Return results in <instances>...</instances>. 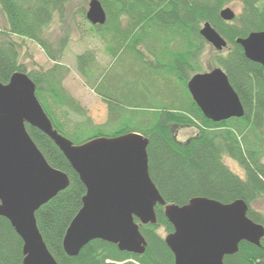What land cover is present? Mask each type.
Returning a JSON list of instances; mask_svg holds the SVG:
<instances>
[{"label": "trees", "instance_id": "trees-1", "mask_svg": "<svg viewBox=\"0 0 264 264\" xmlns=\"http://www.w3.org/2000/svg\"><path fill=\"white\" fill-rule=\"evenodd\" d=\"M100 1L107 13L104 25H92L83 10L90 32L104 40L113 64L126 56L130 65L139 66L152 78L151 85L142 83L144 89L133 81L129 88L119 85L114 92L105 88L110 70L99 71L93 51L77 56L78 71L108 104V123L94 124L64 86L69 69L62 58L70 36L65 34L57 42L48 36L55 20H64L71 0H0L7 20V28L0 30V81L8 83L17 71L28 74L55 128L75 144L134 131L148 137L150 176L167 204L183 206L197 196L223 203L242 199L249 206L248 216L264 226V214L253 207L264 201V66L248 59L236 41L264 31V0ZM233 3H240L242 11L233 21H225L220 11ZM206 22L228 41L226 51L216 54L215 63L226 72L244 105L242 118L211 121L187 88L191 77L202 71L200 58L208 42L200 30ZM13 35L37 42L53 65L28 69L20 62L19 44ZM160 76L171 93L161 104L147 103L162 91L156 84ZM73 114L79 116L75 123L68 120ZM178 126L197 127L199 135L181 143L174 135ZM27 129L49 163L70 178L69 187L36 212L38 227L58 264H174L172 251L158 233L160 226L168 233L174 231L161 205L156 206L158 223L140 227L147 241L144 254L122 252L117 245L96 239L77 256H69L63 239L82 207L86 187L47 134L28 124ZM226 158L235 160L244 174L231 169ZM22 246L10 221L0 216V264H22ZM225 263L264 264V238L260 246L242 241L239 251L226 256Z\"/></svg>", "mask_w": 264, "mask_h": 264}, {"label": "water", "instance_id": "water-1", "mask_svg": "<svg viewBox=\"0 0 264 264\" xmlns=\"http://www.w3.org/2000/svg\"><path fill=\"white\" fill-rule=\"evenodd\" d=\"M220 16L230 22L236 13L228 6ZM86 18L92 25L106 23L100 0L89 1ZM200 34L217 51L228 48V41L211 23H204ZM236 41L248 59L264 66V31ZM187 88L213 122L245 115L221 67L194 74ZM27 124L55 142L86 187L82 207L63 239L69 256H77L96 239L115 244L122 252L144 254L147 241L140 227L158 223L157 205L164 207L174 227L165 237L174 264H226L225 257L237 253L242 241L261 245L264 226L248 216L244 200L223 203L197 196L183 206L167 204L150 176L148 137L134 131L75 144L55 128L37 98L35 82L17 71L8 83L0 81V216L10 221L23 241L22 264H58L38 227L36 212L70 185L67 173L46 159Z\"/></svg>", "mask_w": 264, "mask_h": 264}, {"label": "rangeland", "instance_id": "rangeland-1", "mask_svg": "<svg viewBox=\"0 0 264 264\" xmlns=\"http://www.w3.org/2000/svg\"><path fill=\"white\" fill-rule=\"evenodd\" d=\"M89 2L84 0H71L68 3L66 16L64 20L57 18L49 29V39L53 42H57L63 35L68 34L70 41L67 49L62 58L69 71L64 79V86L67 91L76 98L80 104L85 108L87 116L92 120L94 124L101 125L109 122L110 111L108 104L98 95L94 89L91 88L89 81L78 71L76 58L79 54L90 50L93 51L97 58V67L99 71L105 72L110 70L106 79L105 88H112L114 92H117V86L130 87L133 81L138 84L141 89H144V84L151 85L152 78L147 74V71H141L139 66L130 65V58L122 56L116 60L108 55L106 51V44L99 35L91 33L89 28L90 24L85 22L82 15L83 10L88 9ZM236 16L242 11V5L240 3H233L229 5ZM7 28L6 17L0 7V30ZM12 38L19 44L20 62L25 64L28 69H32L35 66L48 69L53 65V62L48 58L44 49L35 41L20 36H12ZM225 50L221 52H225ZM217 51L211 44H207L201 55L200 63L202 66L201 72L210 71L217 67L215 63V56ZM113 65V66H112ZM112 66V67H111ZM140 75H142L140 77ZM160 76L159 80H156V84L159 89L162 90L159 95L154 98H149L146 102L151 104H161L165 98L169 97L171 91H168L164 86L163 79ZM140 78V79H139ZM96 81V79H93ZM177 83L178 80H175ZM152 88L149 86V89ZM167 97H164L166 96ZM167 101V99H166ZM71 123L77 122L79 116L71 115L68 119ZM174 135L181 143H187L191 138L199 135V129L194 126L174 127ZM226 163L236 173L243 175V170L238 163L231 159L226 158ZM253 207L264 214V201L260 200L253 204ZM158 233L165 238L168 235L166 228L160 226Z\"/></svg>", "mask_w": 264, "mask_h": 264}, {"label": "flooded vegetation", "instance_id": "flooded-vegetation-1", "mask_svg": "<svg viewBox=\"0 0 264 264\" xmlns=\"http://www.w3.org/2000/svg\"><path fill=\"white\" fill-rule=\"evenodd\" d=\"M169 234V233H168Z\"/></svg>", "mask_w": 264, "mask_h": 264}]
</instances>
